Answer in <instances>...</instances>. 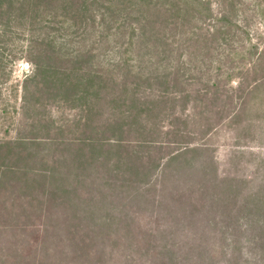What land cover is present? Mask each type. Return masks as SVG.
Listing matches in <instances>:
<instances>
[{"label": "rangeland", "instance_id": "obj_1", "mask_svg": "<svg viewBox=\"0 0 264 264\" xmlns=\"http://www.w3.org/2000/svg\"><path fill=\"white\" fill-rule=\"evenodd\" d=\"M196 1L0 0V264H264V0Z\"/></svg>", "mask_w": 264, "mask_h": 264}, {"label": "trees", "instance_id": "obj_2", "mask_svg": "<svg viewBox=\"0 0 264 264\" xmlns=\"http://www.w3.org/2000/svg\"><path fill=\"white\" fill-rule=\"evenodd\" d=\"M17 1L18 2L24 1L21 8L25 12L31 13V6L29 4L30 0H29V2H27L26 0H17ZM33 1L35 3H37V2H39L41 0H33ZM61 1L62 0H51V3H54V2L55 3H59ZM137 1L139 2V6H140L139 9L141 10L142 13L144 12L143 16H146V14L149 11H151L152 13H156V15H154L155 18H156L157 15L161 14L163 16L166 15L165 17L169 16V17H167L168 19H173L171 17H176L178 14H180L182 16H185L187 11H188V7L192 3H194V0H137ZM202 1H200V2L196 1V3L199 4V5H202V6L206 5L205 3H202ZM162 3H165V5H163ZM35 5H37V4H35ZM64 7L67 8V5L64 4ZM175 8H176L177 11L174 10ZM199 11H200V15H199L198 18L202 20L203 18H205L204 14L206 12H208V11L205 8H200ZM115 12H117V10H115ZM143 18H145V17H143ZM102 20H103V17H102ZM147 21H150V20H147ZM225 21H226V17L222 13V17H221V20L219 21V23L223 24V22H225ZM51 23L55 24L52 21L48 22V24H51ZM49 29L53 33L49 32L46 36H40V37H37L36 39L34 38V35H32V39H30V41L32 42L31 48L33 47V44H34V48L35 49L36 48L37 49L41 48V50L39 52L41 53V55H43L46 58H50L49 55H48L49 54V50H53L54 48H56V41H57V37H58L56 35V33L57 32L60 33V31L58 29H54V27L53 28L49 27ZM194 151H199V150H193V149H190V148H186V149H183V150L177 151L176 153L171 154L168 157V161H167V164H166V169H167V167L169 168L170 165H172L173 163H177L176 170L178 172H180L181 170L184 169V167L181 166L182 165L181 163H184L183 161H185V158L187 157V155H189L191 152H194ZM164 171H166V173H168V171L165 170V168H164Z\"/></svg>", "mask_w": 264, "mask_h": 264}]
</instances>
